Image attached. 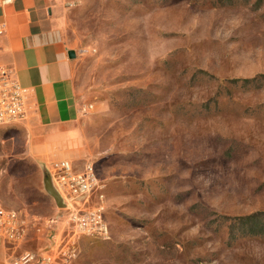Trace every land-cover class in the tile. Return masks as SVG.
Instances as JSON below:
<instances>
[{
    "label": "rangeland",
    "instance_id": "rangeland-1",
    "mask_svg": "<svg viewBox=\"0 0 264 264\" xmlns=\"http://www.w3.org/2000/svg\"><path fill=\"white\" fill-rule=\"evenodd\" d=\"M55 7L80 113L0 128L1 200L30 224L2 264L67 237L47 190L60 159L94 166L89 204L109 227L81 237L71 264H264V0Z\"/></svg>",
    "mask_w": 264,
    "mask_h": 264
},
{
    "label": "crops",
    "instance_id": "crops-1",
    "mask_svg": "<svg viewBox=\"0 0 264 264\" xmlns=\"http://www.w3.org/2000/svg\"><path fill=\"white\" fill-rule=\"evenodd\" d=\"M55 0H0V66L13 67L29 97V120L47 127L74 122L80 113L75 75L78 57L62 34ZM4 247V248H2ZM1 244L0 264L6 254ZM7 264V263H6Z\"/></svg>",
    "mask_w": 264,
    "mask_h": 264
},
{
    "label": "built area",
    "instance_id": "built-area-1",
    "mask_svg": "<svg viewBox=\"0 0 264 264\" xmlns=\"http://www.w3.org/2000/svg\"><path fill=\"white\" fill-rule=\"evenodd\" d=\"M10 3L13 0H3ZM7 30V23L0 22V35ZM29 97L13 67L0 66V128L23 123L29 119ZM52 182L65 203L63 215L68 234L60 241L56 234L54 245L43 253L26 251L7 264H71L77 241L83 236L108 238L109 227L101 205L92 207L89 200L97 188L95 168L88 163L78 170L69 159L53 161L47 166ZM58 221V220H57ZM29 221L23 213L5 207L0 195V239L18 247L28 236ZM6 246V245H5Z\"/></svg>",
    "mask_w": 264,
    "mask_h": 264
},
{
    "label": "water",
    "instance_id": "water-1",
    "mask_svg": "<svg viewBox=\"0 0 264 264\" xmlns=\"http://www.w3.org/2000/svg\"><path fill=\"white\" fill-rule=\"evenodd\" d=\"M69 54H70L71 58H75L76 57V52L73 49L70 50ZM47 172L49 174V183L47 185V190L54 197V199L56 200L57 204L59 206H61V207H64L65 203L63 201V198L60 195V193L58 192V190L55 188V186H54V184L52 182V179H51L50 172H49L48 168H47Z\"/></svg>",
    "mask_w": 264,
    "mask_h": 264
}]
</instances>
